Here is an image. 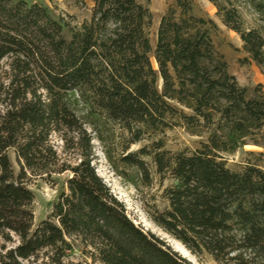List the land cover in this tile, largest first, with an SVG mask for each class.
Instances as JSON below:
<instances>
[{"label":"trees","instance_id":"trees-1","mask_svg":"<svg viewBox=\"0 0 264 264\" xmlns=\"http://www.w3.org/2000/svg\"><path fill=\"white\" fill-rule=\"evenodd\" d=\"M75 1L91 4L78 27L37 3L0 0V264H190L135 225L96 174L84 128L93 127V115L124 137L114 172L127 181L133 171L143 189L157 180L164 207L148 215L158 229L197 261L264 264L261 86L241 87L228 73L209 35L214 24L192 14V0H174L153 49L149 0ZM204 1L239 38L241 63L264 72V31L247 28L231 0ZM246 1L264 23V0ZM175 127L204 142L167 151L154 138ZM52 135L74 165L59 159ZM247 146L261 152L229 170L226 157ZM64 173V191L33 228L26 175Z\"/></svg>","mask_w":264,"mask_h":264},{"label":"rangeland","instance_id":"rangeland-1","mask_svg":"<svg viewBox=\"0 0 264 264\" xmlns=\"http://www.w3.org/2000/svg\"><path fill=\"white\" fill-rule=\"evenodd\" d=\"M24 1L37 3L46 7L53 18L62 19L71 27H78L82 22L88 20L90 16L91 4L89 2L77 4L75 0ZM231 2L236 7L247 28L264 31V23H262L246 0H231ZM174 5V0H149L148 10L152 20L147 30V35L152 49L155 45V36L160 18L168 9L173 8ZM192 14L197 18L210 20L214 24L213 28L209 27V35L217 52L224 57L228 66V73L235 78L241 87L254 88L260 85L264 95V72H261L251 62L241 63V61L247 59V56L242 51L239 38L221 24L220 20L215 16V9L204 0H192ZM63 34L67 36L66 30L63 31ZM151 61L153 62V60ZM83 114H85L83 110L77 112L78 116ZM93 122V127L84 126L86 132L93 139L91 142L92 165L95 168L96 174L103 180L111 193L123 204L130 220L144 231L150 232L164 241L174 252L190 264H213L210 260L197 261L186 250H183L180 245L179 249L183 250L187 257L181 256V254L174 250L172 244L176 245L178 243L158 229L150 221L148 215V211L151 210L152 206H155L158 210L164 207V203L160 199L161 188L158 186L157 180L153 178L151 187L147 189H143L138 185V180L133 171L127 172L129 176L127 181L122 180L114 172V168L120 170L117 160L122 154L124 137L117 127L104 122L96 115H93ZM154 140H161L164 148L171 153L184 150L192 151L198 147L199 143L204 142V138L190 136L179 127L164 131L163 134L156 136ZM50 144L62 162H67L71 166L76 163L75 156L70 153H64L63 143L56 135L51 136ZM144 145H147V143L130 146L127 153L135 152ZM248 147H244L235 154L226 157V167L229 170H237L238 165H242L246 159L248 152H261V150L254 147ZM8 158L14 176H16L19 167L12 151L8 152ZM261 169L264 171V162L261 165ZM150 170L152 171L151 168ZM68 178V173L51 176L26 175L24 185L33 195V228L51 213L52 206L55 204L59 194L64 191L65 181ZM170 184V181H165L163 187ZM69 258L74 262L81 260L78 248L69 254ZM188 259H191V261Z\"/></svg>","mask_w":264,"mask_h":264},{"label":"bare ground","instance_id":"bare-ground-1","mask_svg":"<svg viewBox=\"0 0 264 264\" xmlns=\"http://www.w3.org/2000/svg\"><path fill=\"white\" fill-rule=\"evenodd\" d=\"M248 148H250V147H248ZM172 247L174 248V250L175 251H177L179 254H181V256H183V257H187V255L183 252V250L181 251L179 248V244H172ZM188 260H190L191 261V259H188Z\"/></svg>","mask_w":264,"mask_h":264},{"label":"water","instance_id":"water-1","mask_svg":"<svg viewBox=\"0 0 264 264\" xmlns=\"http://www.w3.org/2000/svg\"><path fill=\"white\" fill-rule=\"evenodd\" d=\"M179 244V243H178ZM180 245V244H179ZM181 246V245H180ZM182 247V246H181ZM183 248V247H182ZM183 250H185L184 248H183Z\"/></svg>","mask_w":264,"mask_h":264}]
</instances>
